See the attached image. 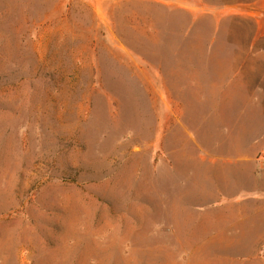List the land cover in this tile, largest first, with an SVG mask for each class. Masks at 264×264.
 <instances>
[{
    "label": "rangeland",
    "instance_id": "rangeland-1",
    "mask_svg": "<svg viewBox=\"0 0 264 264\" xmlns=\"http://www.w3.org/2000/svg\"><path fill=\"white\" fill-rule=\"evenodd\" d=\"M0 264H264V0H0Z\"/></svg>",
    "mask_w": 264,
    "mask_h": 264
},
{
    "label": "trees",
    "instance_id": "trees-1",
    "mask_svg": "<svg viewBox=\"0 0 264 264\" xmlns=\"http://www.w3.org/2000/svg\"><path fill=\"white\" fill-rule=\"evenodd\" d=\"M142 61L145 62L148 66H150V61L148 59L141 57ZM158 70V69H157Z\"/></svg>",
    "mask_w": 264,
    "mask_h": 264
}]
</instances>
